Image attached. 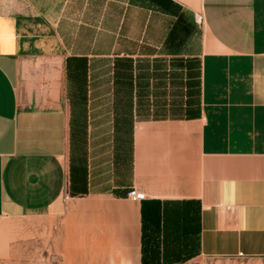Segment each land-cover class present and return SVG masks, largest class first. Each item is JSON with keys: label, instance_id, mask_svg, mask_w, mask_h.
Segmentation results:
<instances>
[{"label": "crops", "instance_id": "crops-1", "mask_svg": "<svg viewBox=\"0 0 264 264\" xmlns=\"http://www.w3.org/2000/svg\"><path fill=\"white\" fill-rule=\"evenodd\" d=\"M239 255L264 258V0H0V264Z\"/></svg>", "mask_w": 264, "mask_h": 264}, {"label": "rangeland", "instance_id": "rangeland-1", "mask_svg": "<svg viewBox=\"0 0 264 264\" xmlns=\"http://www.w3.org/2000/svg\"><path fill=\"white\" fill-rule=\"evenodd\" d=\"M183 264H264V258L197 257Z\"/></svg>", "mask_w": 264, "mask_h": 264}, {"label": "built area", "instance_id": "built-area-1", "mask_svg": "<svg viewBox=\"0 0 264 264\" xmlns=\"http://www.w3.org/2000/svg\"><path fill=\"white\" fill-rule=\"evenodd\" d=\"M194 21L196 24H200L202 22V16H195ZM127 198L133 202H139L145 199V194L137 189H131L127 194ZM239 258H241V255H239Z\"/></svg>", "mask_w": 264, "mask_h": 264}]
</instances>
